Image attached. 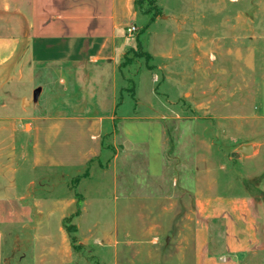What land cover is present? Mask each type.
<instances>
[{
  "label": "rangeland",
  "instance_id": "374dc122",
  "mask_svg": "<svg viewBox=\"0 0 264 264\" xmlns=\"http://www.w3.org/2000/svg\"><path fill=\"white\" fill-rule=\"evenodd\" d=\"M141 9L116 71L114 127L94 161V244H82L77 230V264H190L197 196L264 197V0H155ZM139 44L151 59L138 55ZM38 73L40 100L11 78L0 91L8 162L18 143L12 129L30 124L26 111L37 102L54 110L61 98L52 72ZM244 144L254 147L248 156Z\"/></svg>",
  "mask_w": 264,
  "mask_h": 264
},
{
  "label": "crops",
  "instance_id": "0c3cea01",
  "mask_svg": "<svg viewBox=\"0 0 264 264\" xmlns=\"http://www.w3.org/2000/svg\"><path fill=\"white\" fill-rule=\"evenodd\" d=\"M138 16L136 0H0V91L11 78L40 100L46 79L38 71L52 72L49 83L62 91L54 110L37 102L26 111L29 126L12 129L18 143L10 162L0 151V264H77L63 220L79 198L80 242L94 244V161L114 127L116 71L133 47L128 27ZM25 145L30 158L21 160ZM190 214L186 262L264 264L262 194L199 195Z\"/></svg>",
  "mask_w": 264,
  "mask_h": 264
},
{
  "label": "trees",
  "instance_id": "16d2710c",
  "mask_svg": "<svg viewBox=\"0 0 264 264\" xmlns=\"http://www.w3.org/2000/svg\"><path fill=\"white\" fill-rule=\"evenodd\" d=\"M143 1H147V2H155V0H136V7H137L139 10H141V11H142V9H141V3H142ZM144 13L149 14V13H150V10H146V11H144ZM154 17H155L154 15L151 16L150 21H149V24L152 23V22L154 21ZM138 48H139V50H140V52H138V55H139L140 57L145 56V57H147V59H151V55H150V53H149V52H145V51H143V50L141 49V44L138 45ZM119 104H120V100L118 101L117 106H118ZM81 200H82V198H79V199H78V208H77V210H76V212H75L74 215H77V214H79V212H80V209H81ZM70 219H71V218H66V219L64 220V227H65V229L67 230V232H68V234H69V236H70V240H71V243H72V246H73L74 250H77L78 248L81 247V246L77 243V242H78V238H77V227H76V226H72L71 224H69Z\"/></svg>",
  "mask_w": 264,
  "mask_h": 264
},
{
  "label": "water",
  "instance_id": "95a60500",
  "mask_svg": "<svg viewBox=\"0 0 264 264\" xmlns=\"http://www.w3.org/2000/svg\"><path fill=\"white\" fill-rule=\"evenodd\" d=\"M38 93V90L35 92V96L37 95ZM238 150L244 155V156H248L250 155L253 150H254V147L251 145V144H244V145H241Z\"/></svg>",
  "mask_w": 264,
  "mask_h": 264
},
{
  "label": "built area",
  "instance_id": "2783aa9c",
  "mask_svg": "<svg viewBox=\"0 0 264 264\" xmlns=\"http://www.w3.org/2000/svg\"><path fill=\"white\" fill-rule=\"evenodd\" d=\"M135 31H136V27L135 26L132 25V26L128 27V33L132 34Z\"/></svg>",
  "mask_w": 264,
  "mask_h": 264
}]
</instances>
